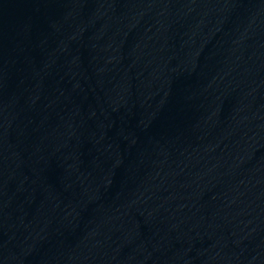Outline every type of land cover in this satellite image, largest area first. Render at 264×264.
I'll return each instance as SVG.
<instances>
[{
  "label": "water",
  "instance_id": "water-1",
  "mask_svg": "<svg viewBox=\"0 0 264 264\" xmlns=\"http://www.w3.org/2000/svg\"><path fill=\"white\" fill-rule=\"evenodd\" d=\"M0 264H264V0H0Z\"/></svg>",
  "mask_w": 264,
  "mask_h": 264
}]
</instances>
